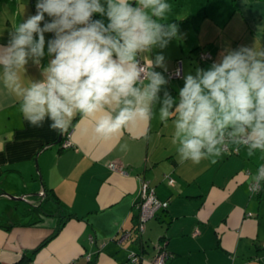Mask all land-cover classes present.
Instances as JSON below:
<instances>
[{
	"label": "crops",
	"instance_id": "crops-1",
	"mask_svg": "<svg viewBox=\"0 0 264 264\" xmlns=\"http://www.w3.org/2000/svg\"><path fill=\"white\" fill-rule=\"evenodd\" d=\"M35 2L0 0V44L7 45L8 33L27 14H35ZM164 2L171 10L163 20L155 19L176 23L177 37L164 48L154 46L138 56L155 63L162 55L163 66L149 71L166 79L164 66L171 69L177 57L182 61L181 75H195L197 67L206 70L218 61L225 48H264V0ZM45 21L50 22L46 13ZM44 36L45 54L39 64L35 55L27 58L22 87L41 79L52 58L47 41L54 33L52 38L49 32ZM197 50L207 51L211 58L198 59ZM3 76L0 64V192L21 198L0 195L16 216L0 222V264H15L23 251L30 254L56 225L57 231L31 255L29 264H154L161 250L168 253L165 264H264V179L259 191L248 190L264 153L257 150L249 157L244 146L229 145L236 151H224L214 164L208 159L199 164L181 161L179 145L171 142L172 121L165 126L159 117L165 91L179 103L183 79L173 77L160 85L150 122L132 124L111 138L98 137L94 121L77 114L68 128L70 145L63 147L64 133L59 142H52L60 131L50 129L54 121L48 115L37 126L24 119L22 98L5 87ZM136 86L143 87L139 82ZM111 161L125 172L111 170ZM167 176L173 178L172 184ZM143 179L165 203L141 228L137 226V235L135 202ZM37 203L49 214L30 212Z\"/></svg>",
	"mask_w": 264,
	"mask_h": 264
},
{
	"label": "clouds",
	"instance_id": "clouds-1",
	"mask_svg": "<svg viewBox=\"0 0 264 264\" xmlns=\"http://www.w3.org/2000/svg\"><path fill=\"white\" fill-rule=\"evenodd\" d=\"M171 7L164 0H36L35 14L8 33L7 45L0 44L4 84L22 98L24 119L37 126L48 115L54 121L50 129L65 133L79 114L92 119L95 133L105 139L150 122L160 85L173 74L167 66V79L149 71L163 66L162 55L155 63L147 56L141 63L137 56L177 37L176 23L155 19L163 20ZM46 32L54 33L47 41L52 58L41 79L22 87L27 58L35 55L39 64L45 54ZM175 76L184 80L179 103L165 91L159 119L165 126L172 121L171 142L179 145L181 161L214 164L229 145L244 146L249 157L264 153V48H225L208 69ZM258 171L264 176V164Z\"/></svg>",
	"mask_w": 264,
	"mask_h": 264
},
{
	"label": "built area",
	"instance_id": "built-area-1",
	"mask_svg": "<svg viewBox=\"0 0 264 264\" xmlns=\"http://www.w3.org/2000/svg\"><path fill=\"white\" fill-rule=\"evenodd\" d=\"M196 57L200 60H206V59H210L211 56L207 51H202V50H198V52L196 53ZM137 59L140 60L141 63H144V59L141 58L140 56H137ZM182 73V61L180 57L175 58L174 60V65L171 69L168 70V73L173 74V77L175 78V73ZM68 135L69 132H65L64 133V137L63 140L61 141V146L66 147L68 145H70V141L68 140ZM226 152H235L236 148H226L225 149ZM264 164V159L261 160V162L257 165L256 167V172L254 173V177L255 179L253 180L252 178L250 179V181L248 182V190L251 193L257 192L255 191V189H259L260 188V180L264 179V176L261 175V173L258 171V167ZM108 167L111 170H115L119 173H124V169L122 168L121 164L116 163V162H108ZM167 183L172 184L173 183V178L171 176H167L166 178ZM139 198L137 199V201L135 202V206H136V212H137V221L139 222L137 224V226L139 228L142 227V222L148 218L149 216H151L155 209L159 206L164 205V201L159 199L155 193H154V189L152 186H150L147 181H145L144 179L141 180L140 185H139ZM133 252H131L132 254ZM166 252L164 250L158 251V253L154 256L153 258V263L154 264H162L164 258L166 257ZM22 264H29V262H25Z\"/></svg>",
	"mask_w": 264,
	"mask_h": 264
},
{
	"label": "trees",
	"instance_id": "trees-1",
	"mask_svg": "<svg viewBox=\"0 0 264 264\" xmlns=\"http://www.w3.org/2000/svg\"><path fill=\"white\" fill-rule=\"evenodd\" d=\"M203 51V50H202ZM198 52V50L196 51V53ZM62 137V136H61ZM61 137H60V139H61ZM60 139H59V141H60ZM58 141V142H59ZM225 153H227V154H230V152H226L225 151ZM232 153V152H231ZM44 191V190H43ZM44 193H45V191H44ZM29 209V208H28ZM35 209H39L40 211H43L45 214H49V212H46V210L42 207V205L41 204H39V203H37V204H35V205H33V207H32V209H30V212H31V210H35ZM62 217H64V216H62ZM65 217H68V215H66ZM136 217H137V212L134 214V219L136 220ZM38 221V220H37ZM32 223H34V222H36V221H31ZM135 223V226L134 227H136V228H134V230H135V232H137V223H136V221L134 222ZM59 228V225H56V227L53 229V231L51 232V234L49 235V236H47V237H45L43 240H41L39 243H37L36 244V246L35 247H33V248H31L30 250H29V252H30V254H28L27 255V253L25 252V251H23L22 252V254H21V257H20V259L15 263V264H22V263H25V262H29V260H30V258H31V255L38 249V248H40L45 242H46V240L53 234V233H55L56 231H57V229ZM137 235H138V232H137ZM138 236H136V238H137ZM166 252V251H165ZM166 254H167V256H168V253L166 252ZM165 260H166V257L164 258V260H163V263L162 264H165ZM89 262V261H88Z\"/></svg>",
	"mask_w": 264,
	"mask_h": 264
},
{
	"label": "rangeland",
	"instance_id": "rangeland-1",
	"mask_svg": "<svg viewBox=\"0 0 264 264\" xmlns=\"http://www.w3.org/2000/svg\"><path fill=\"white\" fill-rule=\"evenodd\" d=\"M50 35H51V38H52V33H50ZM165 180H166V178H165ZM0 198H3V197H0ZM6 198H8V197H6ZM4 200H7V199H0V222H4L5 223V222L9 221L10 219H16V216H15V213L10 212V208L11 207H8V204H4L3 203ZM2 211H5V212L7 211V215H6V213H3Z\"/></svg>",
	"mask_w": 264,
	"mask_h": 264
},
{
	"label": "water",
	"instance_id": "water-1",
	"mask_svg": "<svg viewBox=\"0 0 264 264\" xmlns=\"http://www.w3.org/2000/svg\"><path fill=\"white\" fill-rule=\"evenodd\" d=\"M133 2H134V0H131L130 1V3H133ZM60 134H61V132H59L58 135H57V137L55 138V140L52 141L53 143L59 141ZM0 195H4V196H6V197H8L10 199H18V198H21V196L13 195V194H11V193H9L7 191H4V190H1Z\"/></svg>",
	"mask_w": 264,
	"mask_h": 264
}]
</instances>
